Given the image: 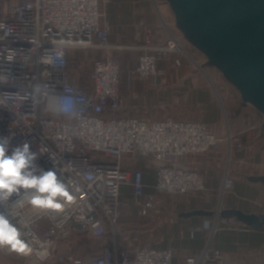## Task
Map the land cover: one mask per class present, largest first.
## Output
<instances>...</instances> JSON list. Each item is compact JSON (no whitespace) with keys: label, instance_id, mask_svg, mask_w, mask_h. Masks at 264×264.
Here are the masks:
<instances>
[{"label":"built area","instance_id":"1","mask_svg":"<svg viewBox=\"0 0 264 264\" xmlns=\"http://www.w3.org/2000/svg\"><path fill=\"white\" fill-rule=\"evenodd\" d=\"M101 2L112 0H20L5 8L0 3V135L11 137L13 146L30 143L39 154L37 163L54 169L74 194L59 210L36 209L27 200L18 203L21 197L15 194L0 206L21 234L17 241L0 245V250L16 253L26 264H173L170 246L127 250L109 240L117 235L121 209L129 206L121 198L122 186L132 188L133 202L143 216L157 205L156 196L145 193L143 171L128 170L123 159H154L156 192L180 196L205 188V175L181 167L182 158L217 150L222 141L239 150L250 142L248 131L219 137L204 122L106 116L107 110L122 108V69L113 55L122 46L111 43L112 30L101 21ZM157 28L145 22L135 25L143 43L137 47L142 53L132 76L145 80L156 76L159 63L173 55H178L174 61L178 67L183 63L179 55L192 60L174 36L155 45ZM91 48L102 50L104 57L93 61L80 77L71 67L70 54ZM60 102L69 106L65 114L49 108ZM233 186L227 168L221 195ZM209 230L211 240L218 228ZM77 236L106 239L95 260L59 251L62 241ZM182 264H227V260L208 243Z\"/></svg>","mask_w":264,"mask_h":264},{"label":"crops","instance_id":"2","mask_svg":"<svg viewBox=\"0 0 264 264\" xmlns=\"http://www.w3.org/2000/svg\"><path fill=\"white\" fill-rule=\"evenodd\" d=\"M100 9L104 14L102 23L112 30L111 43L122 46L113 50L123 71L122 108L118 112L107 110L106 116L145 120L172 117L180 121L204 122L219 137L238 135L242 131H248L250 137V142L240 150L222 141L217 150L198 158H182L181 167L196 169L205 175V188L187 195L156 192L158 164L155 160L125 157V168L143 171L145 193L155 195L157 205L156 209L143 216L140 207L133 202L132 188L122 186L121 198L128 201L129 206L121 209L117 235L114 238L110 236L109 240H114L118 248L127 250L139 246H170L173 249V264H182L188 256L202 251L208 243L226 256L227 264H264V227L256 230L235 218L184 215L196 210L216 211L219 208L239 209L249 214L264 213V184L248 180L249 176L264 175V116L249 104H244L239 91L211 66L197 70L175 67L171 61L160 62L159 73L148 80L131 75L142 53L137 47L143 43L135 25L141 22L153 28L161 25L162 28H157L153 36L155 45H164L171 36L182 41L174 12L167 0H112L109 4L101 2ZM93 54L94 59L88 66L104 57L102 50ZM211 68L216 69L220 76L213 75ZM227 168L234 179V186L231 192L222 196ZM215 225H219L218 230L210 240L209 228ZM105 241L98 237L77 236L62 241L59 251L90 262L100 255ZM0 256L6 263L12 257L17 260L19 257L16 253L8 254L1 250Z\"/></svg>","mask_w":264,"mask_h":264},{"label":"water","instance_id":"3","mask_svg":"<svg viewBox=\"0 0 264 264\" xmlns=\"http://www.w3.org/2000/svg\"><path fill=\"white\" fill-rule=\"evenodd\" d=\"M181 37L202 53L206 65L218 69L224 79L264 116V0H167ZM264 127V123H263ZM263 183L264 175L249 176ZM235 218L253 229L264 227V213L239 209L196 210L184 214Z\"/></svg>","mask_w":264,"mask_h":264},{"label":"clouds","instance_id":"4","mask_svg":"<svg viewBox=\"0 0 264 264\" xmlns=\"http://www.w3.org/2000/svg\"><path fill=\"white\" fill-rule=\"evenodd\" d=\"M49 108L55 114H65L69 106L60 102ZM38 158L30 143L13 146L11 137L0 135V206L14 194L21 197L18 203L27 200L40 210H59L65 201L72 200L74 194L68 185L54 169L41 167ZM6 212V208L0 212V245H9L21 235Z\"/></svg>","mask_w":264,"mask_h":264},{"label":"rangeland","instance_id":"5","mask_svg":"<svg viewBox=\"0 0 264 264\" xmlns=\"http://www.w3.org/2000/svg\"><path fill=\"white\" fill-rule=\"evenodd\" d=\"M19 1L20 0H1L0 3H2L3 7L5 8L8 5L18 3ZM180 38H182V37H180ZM180 42H181V44L183 46V49L188 53V55L192 58V60H190L189 58H185L184 56H180L179 55V57L182 59L183 63H182L181 67H178V66H175V67H178V68H183V67L194 68V69H197V70L205 69V67L207 66L206 65V58L203 55H200L199 53L192 51L191 48L189 47V45L184 40H182ZM96 50H97L96 48H91L89 50H85V49L79 50L78 49V50H73L71 52V54H70L71 67L76 73L79 74L80 77H84L85 71L88 70V68L90 67L88 65L94 59V54L93 53H95ZM92 54H93V56H92ZM175 56H176V58H178V55H174L172 57H169V59H166V60L161 61V62H169L170 63V61H171L172 64L174 65V61L176 59ZM210 71L216 77L220 76V74L218 73V71L216 69H212L211 68ZM221 203L222 202H220L219 205H221ZM218 226L219 225H217V226L215 225L211 229L214 230L215 228H218ZM0 264H26V263L20 257H18V260L14 259L12 257L6 263V261H3L1 256H0Z\"/></svg>","mask_w":264,"mask_h":264}]
</instances>
